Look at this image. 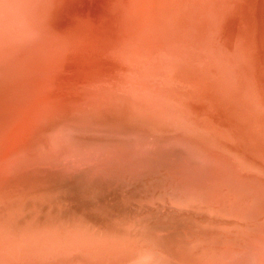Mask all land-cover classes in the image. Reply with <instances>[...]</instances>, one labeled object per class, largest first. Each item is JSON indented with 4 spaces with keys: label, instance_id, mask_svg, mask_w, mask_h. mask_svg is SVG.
I'll list each match as a JSON object with an SVG mask.
<instances>
[{
    "label": "bare ground",
    "instance_id": "1",
    "mask_svg": "<svg viewBox=\"0 0 264 264\" xmlns=\"http://www.w3.org/2000/svg\"><path fill=\"white\" fill-rule=\"evenodd\" d=\"M17 2L0 3V37L39 51L25 53L17 79L0 72V110L11 116L0 126V146L11 147L0 161L2 199L65 186L55 179L86 171L73 160L95 155L97 168L125 164L91 176L144 182L141 217L163 220L145 234L170 264H264V0H48L45 10L20 0L15 11ZM150 73H163L160 95L177 119L162 117L158 133L127 115H158L156 92L137 84ZM150 176L165 180L158 196ZM259 221V235H239Z\"/></svg>",
    "mask_w": 264,
    "mask_h": 264
},
{
    "label": "water",
    "instance_id": "2",
    "mask_svg": "<svg viewBox=\"0 0 264 264\" xmlns=\"http://www.w3.org/2000/svg\"><path fill=\"white\" fill-rule=\"evenodd\" d=\"M18 1L16 3L19 4L16 5L17 8L14 6L15 11L19 10L21 2L24 3ZM35 5L39 9L45 10L48 6V0H36ZM13 8L9 11L10 14H12ZM5 9L8 8L0 4V20H2L0 23L2 24H4L5 18L1 16L6 13ZM196 31L203 34L202 28L197 27ZM209 32L210 28L207 23L205 35ZM160 38L159 36L158 40ZM213 38L216 39L214 35ZM12 44L11 39L0 37V72L2 78L8 81L14 77L15 79L18 78L21 62L24 57H28L25 53L29 52V57L33 58L39 51L38 47L28 48L25 43L20 41L17 42L16 46L13 44L11 48L8 47ZM215 44L212 47L213 50ZM127 58L134 62L131 64H137L144 69L147 67L156 72L166 69L167 73L170 70L168 65L165 66V69L159 68L161 65L157 62L154 65L156 68H152L151 59H145L138 63L139 61L135 62L134 59ZM185 69L184 65L179 67V71L182 73ZM161 74L163 75V73ZM162 75L160 78V74L150 73L142 75L144 78L141 77V80L137 79V84H143V81L148 83L149 88L158 95L160 102L153 101L156 108L154 111L158 115L145 117L135 113L134 109L127 111V115H130L133 120L150 121L147 125L155 133H158L160 127H163V124L157 123L162 117L177 120L173 117V111L165 106L168 95H160ZM131 77L134 76L127 74L128 79ZM182 100H179L180 107L184 105V99ZM109 107L112 108V105ZM177 107L178 110H175L181 112L179 106ZM165 108L168 110L167 112ZM8 121L11 122V116L5 115L4 117L0 110V126L8 123ZM203 127L207 129L204 121ZM0 132H6V129L2 128ZM0 143H2L1 139ZM10 154L11 147H2L0 161L6 160ZM161 172L163 173L162 177L165 176L164 167H161ZM88 173L89 171L85 175L86 179L79 173H72L69 176L68 185H51V187L54 186V189L50 185L43 187L46 185L37 184L38 187L36 188L18 193L13 198L14 200L2 199L0 195V264L169 263L165 254L161 252L156 237L145 234L147 227L155 229L163 226V223L158 226L163 220L143 219L141 217L142 208L134 205V203L115 200L109 202L116 198L114 196V198L109 199V196L114 195L118 190L120 192V189L115 185L110 189L107 179H98ZM162 177L150 176L148 178L157 181ZM135 194V197L139 196L136 191ZM161 213H165V210Z\"/></svg>",
    "mask_w": 264,
    "mask_h": 264
},
{
    "label": "rangeland",
    "instance_id": "3",
    "mask_svg": "<svg viewBox=\"0 0 264 264\" xmlns=\"http://www.w3.org/2000/svg\"><path fill=\"white\" fill-rule=\"evenodd\" d=\"M94 156V157H93ZM92 157V158H91ZM86 158V159H85ZM84 158V161H87L86 163H84L83 161H81V160H79V161H75V160H73L74 161V167H78L79 169L81 168V169H85L86 171H79V170H77L76 171V173H79L80 175H81V172L83 173V172H87V170L89 171V172H91V173H97L98 175H101V174H99V173H102L103 174V172H100V170H109V168L110 167H114V165H115V167L114 168H119L121 165H123V164H125V163H123V164H107V165H100V167L98 166V168L95 166V164L99 161V160H101V158H99L98 156H95V155H91V156H86ZM89 158V159H88ZM97 158V159H96ZM91 159V160H90ZM96 159V160H95ZM81 162H83V163H81ZM76 163V164H75ZM79 163V164H78ZM83 164V165H82ZM77 165V166H76ZM117 165V166H116ZM118 165H119V167H118ZM73 167V166H72ZM122 167V166H121ZM94 168H96V169H94ZM94 169V170H93ZM97 169H99V170H97ZM112 170H113V168H112ZM94 171V172H93ZM98 171V172H97ZM109 172V171H108ZM116 172V171H115ZM70 173H74V172H71V170H70V172H68V173H66L64 176H63V178L64 177H67L66 179L64 178H62L63 180L61 181V179L59 178V180H58V178L57 179H55L57 182H61V183H63L64 181H66L67 179H69V176H67V174L68 175H71ZM108 174V173H107ZM119 175V174H118ZM118 175H116V179L117 180H119L120 181V179L118 178V177H120V175L118 176ZM83 177V176H82ZM145 177V176H144ZM121 178V177H120ZM146 178V177H145ZM127 180H126V182H125V179H123V177L121 178V182H119V184L118 185H115V187L117 186L118 188H119V186L121 187V184H122V187H123V189H124V186H125V189L123 190L122 188H119L120 189V192L118 193V192H116L117 193V196H118V194H119V198H121V200L122 199H124V198H132V200L131 201H127V199L125 200L124 199V203H127V202H131V203H135L134 205H140L139 204V200L141 199V197H142V199L141 200H143V196L144 197H146L147 195L145 194V187H143L144 188V190H143V188H141L142 186H143V184H144V182L142 183L141 181L139 182L138 180H131L129 177H127L126 178ZM163 179H165L164 177H163ZM116 180V181H117ZM122 180H123V182H122ZM128 180H130V181H128ZM162 179H160V180H157L156 182H158V183H156L157 184V186H158V191H156L155 193H156V195L158 196L160 193L159 192H161L162 190L163 191H165V180L163 181H161ZM111 181V180H110ZM110 181H108V183L110 182ZM128 181V182H127ZM138 181V183H136ZM160 181H161V183H160ZM131 182V183H130ZM135 182V183H134ZM65 183V182H64ZM142 183V184H141ZM159 183L160 184H162V186H159ZM165 183V184H164ZM126 184H127V186H126ZM131 184H134V187L133 186H131ZM135 184H136V186H135ZM137 184H138V186H137ZM156 184H155V186H156ZM62 185V184H61ZM110 186L111 187H113L112 186V181H111V183H110ZM109 187V186H108ZM111 187H109L110 189H112ZM127 187V188H126ZM140 187V188H139ZM135 188V189H134ZM139 188V189H138ZM167 188H168V186H167ZM131 189V190H130ZM140 189L141 190H143L142 192H140ZM162 189V190H161ZM121 190H123L122 192H121ZM160 190V191H159ZM119 191V190H118ZM132 191V192H131ZM135 191L136 192H140V194H139V197L138 196H136L135 197V195L136 194H134L135 193ZM124 192V193H123ZM115 193V194H116ZM120 193H121V195H120ZM131 193V196L129 195ZM134 194V195H133ZM149 194V196L150 195H152V192H150V193H148ZM142 195V196H141ZM121 196V197H120ZM125 196V197H124ZM124 197V198H123ZM129 200V199H128ZM126 201V202H125ZM133 201V202H132ZM138 201V202H137ZM122 202H123V200H122ZM138 203V204H137ZM148 205V204H147ZM167 209H169L168 207L165 209V211H167V212H165V215H168V210ZM172 212H170V214H171ZM262 222L261 221H259V223L257 224V225H254V226H245V227H242V229H241V226H240V233H239V235H241L243 238L245 237H251V236H253V235H259V233L257 232V229H258V226L261 224ZM206 232H209V231H206ZM210 233H212L211 231H210ZM160 234L161 235H164L162 232H160ZM242 238V242H244V239Z\"/></svg>",
    "mask_w": 264,
    "mask_h": 264
}]
</instances>
